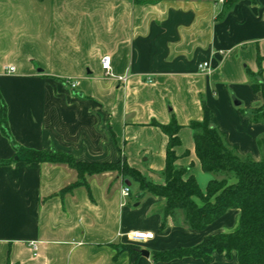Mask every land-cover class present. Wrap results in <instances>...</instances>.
I'll return each instance as SVG.
<instances>
[{"label":"crops","instance_id":"crops-1","mask_svg":"<svg viewBox=\"0 0 264 264\" xmlns=\"http://www.w3.org/2000/svg\"><path fill=\"white\" fill-rule=\"evenodd\" d=\"M222 4L0 0V95L14 141L0 128V264H207L193 257L156 262L153 253L231 231L239 210L196 230L181 212L165 218L163 198L138 188L132 198L134 183L112 172L63 195L77 173L63 164L18 161L15 145L78 161L124 159L146 181L164 184L169 138L153 123L174 118L183 126L176 164L205 192L212 175L197 157L190 123L203 119L206 105L229 146L262 160L264 123L245 111L264 105L251 86V73L264 82V0H242L217 20ZM105 55L111 76L102 67ZM132 231L154 237L133 241ZM210 264H239L237 253H214Z\"/></svg>","mask_w":264,"mask_h":264},{"label":"trees","instance_id":"trees-1","mask_svg":"<svg viewBox=\"0 0 264 264\" xmlns=\"http://www.w3.org/2000/svg\"><path fill=\"white\" fill-rule=\"evenodd\" d=\"M240 1L242 0H223L217 20H223ZM251 77L253 90L264 97V82L255 78L252 73ZM203 110V119L190 123L194 131L195 151L204 172L219 176L209 181L205 192L194 175L186 178L189 169L176 164V148L181 145L179 133L183 126L174 118L169 124L153 123L169 138L164 184L146 181L141 172L130 167L124 159L115 163L78 161L70 153L18 145H15V158L27 163L63 164L74 170L77 180L61 190L63 195L80 186H88L89 178L93 175L117 170L128 182L143 184L147 193L163 198L165 202L161 210L165 218L174 217L181 212L184 223L196 230L206 229L229 210H239L233 230L207 236L192 247L156 251L153 253V260L156 262L193 257L210 264L214 253H225L230 257L232 252H236L239 264H264V137L259 139L262 160L242 157L235 148L228 145L209 107L204 105ZM245 112H248L253 122L264 123V107ZM0 128L14 142L7 122V105L1 95ZM126 248L135 250L131 245Z\"/></svg>","mask_w":264,"mask_h":264},{"label":"built area","instance_id":"built-area-1","mask_svg":"<svg viewBox=\"0 0 264 264\" xmlns=\"http://www.w3.org/2000/svg\"><path fill=\"white\" fill-rule=\"evenodd\" d=\"M223 1V0H221ZM263 21H264V9H263ZM102 67L105 70L106 75L111 76L112 75V67H111V58L109 55H105L102 58ZM209 67V63L208 62H204L203 64L200 65V68L202 70H206ZM15 71V67H10L9 68V72H13ZM121 80L125 81L126 78H120ZM68 84H71V87L74 88L76 86V83L73 81H67ZM131 189L129 186L125 185L123 187L122 190V194L124 197H128L130 195ZM130 237L131 240L133 241H142V240H147V239H152L154 237V233L152 232H146V231H132L130 233ZM34 250L36 251L37 246L36 244L33 242L31 243ZM35 255H37V253H35Z\"/></svg>","mask_w":264,"mask_h":264},{"label":"rangeland","instance_id":"rangeland-1","mask_svg":"<svg viewBox=\"0 0 264 264\" xmlns=\"http://www.w3.org/2000/svg\"><path fill=\"white\" fill-rule=\"evenodd\" d=\"M264 107V105L262 106ZM262 158H263V154H262ZM112 173H115V174H119V172L117 170H113V171H110ZM120 175V174H119ZM207 175H212V178H219L218 175L216 174H207ZM122 176V175H121ZM123 177V176H122ZM137 188L139 189V191L141 192H146L143 188V184H140L138 182H134L133 186H132V198L136 196L137 194ZM131 193V192H130Z\"/></svg>","mask_w":264,"mask_h":264},{"label":"water","instance_id":"water-1","mask_svg":"<svg viewBox=\"0 0 264 264\" xmlns=\"http://www.w3.org/2000/svg\"><path fill=\"white\" fill-rule=\"evenodd\" d=\"M140 252L144 255V256H149V251L145 250V249H141Z\"/></svg>","mask_w":264,"mask_h":264}]
</instances>
